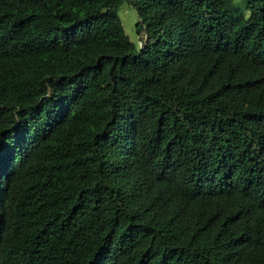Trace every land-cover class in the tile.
Here are the masks:
<instances>
[{
	"label": "trees",
	"instance_id": "1",
	"mask_svg": "<svg viewBox=\"0 0 264 264\" xmlns=\"http://www.w3.org/2000/svg\"><path fill=\"white\" fill-rule=\"evenodd\" d=\"M0 264H264V0H0Z\"/></svg>",
	"mask_w": 264,
	"mask_h": 264
},
{
	"label": "rangeland",
	"instance_id": "2",
	"mask_svg": "<svg viewBox=\"0 0 264 264\" xmlns=\"http://www.w3.org/2000/svg\"><path fill=\"white\" fill-rule=\"evenodd\" d=\"M118 16L121 20L124 32L129 40L135 44L139 43L138 36L136 34V13L129 7L127 3H124L118 10Z\"/></svg>",
	"mask_w": 264,
	"mask_h": 264
}]
</instances>
